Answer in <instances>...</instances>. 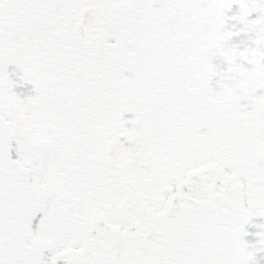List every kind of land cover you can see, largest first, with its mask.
Masks as SVG:
<instances>
[{"label":"snow or ice","instance_id":"1","mask_svg":"<svg viewBox=\"0 0 264 264\" xmlns=\"http://www.w3.org/2000/svg\"><path fill=\"white\" fill-rule=\"evenodd\" d=\"M0 264H264V0H0Z\"/></svg>","mask_w":264,"mask_h":264}]
</instances>
